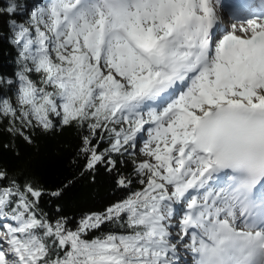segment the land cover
I'll return each instance as SVG.
<instances>
[{
    "label": "snow or ice",
    "instance_id": "obj_1",
    "mask_svg": "<svg viewBox=\"0 0 264 264\" xmlns=\"http://www.w3.org/2000/svg\"><path fill=\"white\" fill-rule=\"evenodd\" d=\"M221 0H8L0 149L74 129L126 195L77 221L0 163V264H264V15ZM104 145V146H102ZM128 165L131 167L129 168ZM51 205L46 210L45 204Z\"/></svg>",
    "mask_w": 264,
    "mask_h": 264
},
{
    "label": "trees",
    "instance_id": "obj_2",
    "mask_svg": "<svg viewBox=\"0 0 264 264\" xmlns=\"http://www.w3.org/2000/svg\"><path fill=\"white\" fill-rule=\"evenodd\" d=\"M23 2V0H21ZM8 0H0L3 7ZM6 17L0 16V30L4 28ZM14 54L8 46L0 42V73H11L15 65L12 63ZM8 136L0 132V143L6 142ZM39 151L18 142L23 153V160H18L10 151L0 149V163L10 169L23 166L29 173L35 175L47 185L59 184L66 179H75L76 183L62 201L63 211L77 221L82 213L102 211L108 204L113 203L126 195L124 190L115 187L110 176L99 169L96 182L92 183L87 174L80 176L84 159L77 157L76 152L80 139L76 131L65 128L54 134L37 136ZM104 146V145H102ZM130 168L131 166L128 165ZM46 210L51 205H44Z\"/></svg>",
    "mask_w": 264,
    "mask_h": 264
}]
</instances>
